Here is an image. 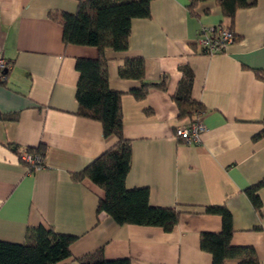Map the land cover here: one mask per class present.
<instances>
[{
  "label": "crops",
  "instance_id": "crops-1",
  "mask_svg": "<svg viewBox=\"0 0 264 264\" xmlns=\"http://www.w3.org/2000/svg\"><path fill=\"white\" fill-rule=\"evenodd\" d=\"M80 0H0V56L11 63L0 84V241L22 244L27 231L43 226L75 237L71 257L59 264L103 252L108 260L131 264H213L201 249L203 233H220L222 218L207 213L225 207L232 216V245L253 248L264 264V187L257 212L246 191L264 180V0L237 11L233 24L216 1L154 0L149 18L131 21L126 51L107 50L111 90L122 94L124 135L132 143L128 190L148 189L154 207L181 213L171 232L159 227L118 225L98 213L104 191L71 175L113 147L99 122L78 115V59H98L95 47L65 45L62 27L50 14H76ZM232 27L237 40L223 52L203 55L202 28ZM143 59L145 82L167 78V91H150L138 101L137 80L121 78L127 60ZM194 73L192 98L205 107L206 126L198 145L174 137L186 122L173 100L182 69ZM44 144L43 168L30 171L21 157ZM242 258L226 264H239Z\"/></svg>",
  "mask_w": 264,
  "mask_h": 264
},
{
  "label": "trees",
  "instance_id": "trees-1",
  "mask_svg": "<svg viewBox=\"0 0 264 264\" xmlns=\"http://www.w3.org/2000/svg\"><path fill=\"white\" fill-rule=\"evenodd\" d=\"M152 1L80 0L76 14L54 12L50 18L62 27L65 45L95 47L99 50L100 58L78 59L76 63L80 75L76 91L78 115L99 122L105 139H116L113 147L81 172L73 173L72 179L75 182L88 179L99 186L104 191V197L99 200L97 212L106 213L118 225L159 227L171 232L179 224L181 213L174 208L152 206L148 189L128 190L126 187L131 170L132 143L124 135L122 94L111 90L104 60L107 50L122 52L128 49L131 21L149 18ZM207 1H216L223 16L232 24L237 11L252 8L257 3V0H189L190 13L197 15L195 10L199 4ZM229 28L233 31L232 27ZM182 73L173 100L178 107L179 119L194 122L205 112V107L192 98V69L186 66ZM255 73L264 81L263 70ZM119 74L123 79L141 83V87L133 92L138 101L147 98L152 90L167 91L166 77L159 84L145 82L143 59L127 60ZM5 83L0 82L2 85ZM16 118L0 112V120L14 121ZM259 137L264 138V130ZM26 152L45 158L47 147L41 144L37 148H28ZM262 187L264 180L246 191L257 212L262 210L258 194ZM207 213L221 216L223 223L220 233H203L200 237L201 249L213 256V264H226L227 260L237 258H242L239 264H261L253 248L232 245L233 219L225 207H210ZM74 241L75 237L58 234L53 228H31L22 244L0 241V264H59L71 257L70 247ZM78 263L131 264L127 259L108 260L103 252L85 256Z\"/></svg>",
  "mask_w": 264,
  "mask_h": 264
},
{
  "label": "built area",
  "instance_id": "built-area-1",
  "mask_svg": "<svg viewBox=\"0 0 264 264\" xmlns=\"http://www.w3.org/2000/svg\"><path fill=\"white\" fill-rule=\"evenodd\" d=\"M236 41L235 33L225 25L205 27L201 29L197 43L203 55H214L221 53L224 49ZM11 63L0 56V82H6ZM206 132V126L201 119L194 122H186L175 129L174 137L185 145H198L201 135ZM23 163L33 171L43 168L44 158L32 154L22 156Z\"/></svg>",
  "mask_w": 264,
  "mask_h": 264
}]
</instances>
